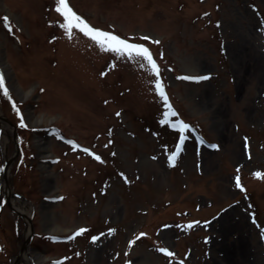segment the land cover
<instances>
[{"label":"rangeland","instance_id":"obj_1","mask_svg":"<svg viewBox=\"0 0 264 264\" xmlns=\"http://www.w3.org/2000/svg\"><path fill=\"white\" fill-rule=\"evenodd\" d=\"M56 2L0 0V115L13 126L0 118V170L16 150L6 182L29 213L27 263L264 264V0H68L149 47L179 114L167 120L154 73L78 29L69 38ZM175 119L191 125L182 142ZM24 229L0 186V264Z\"/></svg>","mask_w":264,"mask_h":264},{"label":"snow or ice","instance_id":"obj_2","mask_svg":"<svg viewBox=\"0 0 264 264\" xmlns=\"http://www.w3.org/2000/svg\"><path fill=\"white\" fill-rule=\"evenodd\" d=\"M56 10L63 16V22L60 23V27L65 29V34L71 38L72 36V30L73 28L80 30L83 32L87 37L91 38L93 42H95L101 51H109L114 53L117 57H124L126 59H130L138 64L139 67H146L148 68L152 73H154V79L152 83L155 85V90L159 94V96L164 101V107L165 111L163 113L165 120H167L170 116H178L179 114L176 112V110L173 108L171 103L168 101V97L166 94V91L163 87L162 80L160 79V70L159 65L157 64L156 59L153 56L152 51L149 49V47L144 43H137L133 42L130 39L123 38L120 35H117L113 31H107L103 30L99 27L92 26L83 16L79 15L76 11L73 10V8L70 6L68 0H57L56 2ZM4 23L11 29V23L9 21V18L5 16L3 18ZM49 23H52V21H49ZM219 23V22H217ZM55 39V37H53ZM145 39H151L150 37H145ZM156 43H159V41H156ZM142 62V63H141ZM115 65V61H113V66ZM101 76L105 75V72L100 73ZM185 79L189 80H201L205 79L206 77L202 76H185ZM0 88L3 90V94L5 96H8L9 99L11 97L9 96L8 89L3 87V77L0 76ZM13 108L16 110L17 115L20 117V125L22 127H26L27 125L24 122L23 115L20 113L19 108L16 107L15 103H13ZM119 115V113H117ZM165 120H162L161 123H164ZM173 129H177L180 133L179 139L182 142L185 139V130L189 129L191 125L187 122H185L183 119H175L174 121H167ZM248 138L245 137V140ZM71 144H75L76 147H80L79 144H76V141H69ZM180 147V144H177V148ZM212 148H218L219 145L212 144ZM85 152L90 151L89 149L85 148ZM92 155L95 156L97 160H100L101 157L97 155L95 152H92ZM177 155V152L173 151L170 156L169 160L171 163H174V157ZM257 176H260L261 173L257 172L255 173ZM123 175V173H121ZM237 186L242 187L240 184V176L237 175L235 177ZM199 223L198 221H189L188 226L191 227L193 224ZM207 223L206 221L204 222ZM86 231L84 228L77 229L76 233H73V236H75L78 233H83ZM108 231L115 232V229H108ZM141 236L146 235L145 233H140ZM264 235V233H262ZM53 240L61 239V237H51ZM72 237H64V239H71ZM92 240H96L97 237L93 236L91 237ZM207 239V237L205 238ZM134 243V240L129 241V245H132ZM162 253H167L169 256H172L173 253L169 251V248L167 247H161L159 249ZM125 264H130V262H125ZM183 264V262H181Z\"/></svg>","mask_w":264,"mask_h":264},{"label":"bare ground","instance_id":"obj_3","mask_svg":"<svg viewBox=\"0 0 264 264\" xmlns=\"http://www.w3.org/2000/svg\"><path fill=\"white\" fill-rule=\"evenodd\" d=\"M5 69H6V71L8 70V68L5 66ZM6 73H8V72H6ZM19 92H18V94H19V96L21 97V98H25L26 96H27V94L28 93H23V92H21L19 89H17ZM28 119H29V122L31 123V124H36V123H38V122H40V119L39 118H33L32 117V115L30 114V112H28ZM38 142L40 143V144H42V145H44V143L43 142H41V138H38ZM7 172L5 173V177L4 178H2L1 177V179H0V186H1V188H2V190L4 191V193H8V195H9V203H10V205H12L13 207H15L17 210H18V212H20V213H22V214H24L25 216H27V217H29V213H27V212H25V210L23 209V208H21V207H19V206H17L16 204H15V196L14 195H12L11 193H10V191H9V187H8V185H7V182H6V178H7ZM28 205V204H27ZM24 220H26V218L24 217ZM50 220V217H49V215L46 213V215H45V217H44V221L46 222H48ZM46 225L48 226V224L46 223ZM45 225V226H46ZM49 229H47V231H56V227L55 226H50V227H48ZM27 232H28V225L26 224V228L24 229V233H23V235L25 236L26 234H27ZM37 255L36 254H33V255H31L30 256V259H31V261H33V259H34V261H37V257H36ZM28 258V254H27V247L25 248V249H23V251L20 253V255H19V258L17 259V260H13L12 262H11V264H21V262L23 263V264H29V263H27V259ZM41 258V257H40Z\"/></svg>","mask_w":264,"mask_h":264},{"label":"water","instance_id":"obj_4","mask_svg":"<svg viewBox=\"0 0 264 264\" xmlns=\"http://www.w3.org/2000/svg\"><path fill=\"white\" fill-rule=\"evenodd\" d=\"M0 118H1V119H2L7 125L12 126V123H11L7 118H5L4 116H1V115H0ZM12 127H13V126H12ZM11 135H12V139H13V141L15 142L14 129H12V133H11ZM15 154H16V150H15V152L12 153L9 157H6V158L4 159L3 167H2L1 175H0L2 178L5 177L6 170H7L8 166L10 165V163L12 162V160H13ZM5 200H6L7 204H8V206H9V208H10L13 212L17 213V214L20 215L22 218H24V217L26 218L27 221H24V223H25V226H26V224H28V228H29L28 233H27V234L23 237V239H22V243H21V245H20V247H19L18 254H16V255L13 257V260H17V259L19 258L20 253L23 251V249H25V248L27 247L28 242H29V240H30V238H31V235H32L33 230H32V226H31V224H30L29 217H27V216H25L24 214L18 212V210H17L15 207H13L12 205H10L7 196H5ZM33 261H34V259H33Z\"/></svg>","mask_w":264,"mask_h":264},{"label":"trees","instance_id":"obj_5","mask_svg":"<svg viewBox=\"0 0 264 264\" xmlns=\"http://www.w3.org/2000/svg\"><path fill=\"white\" fill-rule=\"evenodd\" d=\"M3 18H4V16H1V17H0L1 24H3V25L5 26V29H9V27L4 23ZM196 129H197V128H196ZM54 236H56V235H50V238H51V237H54ZM56 237H58V236H56Z\"/></svg>","mask_w":264,"mask_h":264}]
</instances>
